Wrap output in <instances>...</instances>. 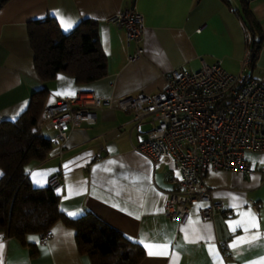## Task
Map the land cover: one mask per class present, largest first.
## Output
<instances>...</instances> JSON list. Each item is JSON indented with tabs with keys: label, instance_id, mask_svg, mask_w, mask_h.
<instances>
[{
	"label": "crops",
	"instance_id": "1",
	"mask_svg": "<svg viewBox=\"0 0 264 264\" xmlns=\"http://www.w3.org/2000/svg\"><path fill=\"white\" fill-rule=\"evenodd\" d=\"M247 4L263 38L251 68L264 85V0ZM131 6L144 20L142 54L133 61L128 57L136 45L107 21ZM45 17L54 18L62 34L84 19L96 21L107 74L83 84L63 73L41 80L27 23ZM250 38L240 0H9L0 5V123L15 121L27 110L32 94L42 90L44 108L77 93L115 98L156 93L165 85V73L196 71L202 63H219L237 75ZM43 108L36 131L50 138L52 131L41 129ZM147 128L143 124L139 132L131 114L100 108L94 123L78 124L60 147L51 146L43 161H30L24 169L34 188L46 187L58 172L61 185L54 193L60 214L76 219L91 213L142 248L139 264H264V152L245 153L253 169L249 174L229 170L206 174L213 197L232 209V216L219 213L202 221L201 203L194 202L187 221L178 223L163 213L172 189L169 179L178 171L166 164L153 166L136 149ZM75 236L76 231L62 221L49 229L43 242L38 233L18 239L0 232V264H92L79 252ZM225 250L229 258L223 256Z\"/></svg>",
	"mask_w": 264,
	"mask_h": 264
},
{
	"label": "built area",
	"instance_id": "2",
	"mask_svg": "<svg viewBox=\"0 0 264 264\" xmlns=\"http://www.w3.org/2000/svg\"><path fill=\"white\" fill-rule=\"evenodd\" d=\"M107 21L123 30L128 43L136 45L129 60L140 57L144 20L136 7ZM252 61L248 48L237 75L219 63H202L196 71L173 69L165 73L164 87L152 94L115 98L77 93L57 99L44 106L41 129L52 131L51 145L60 147L75 126L94 123L95 111L100 108L129 113L139 132L143 124L148 127L136 149L153 166L166 164L178 171L177 177L169 179L172 189L164 202V215L184 223L192 203L199 202L202 221H211L219 213L229 217L234 211L213 197L205 176L219 170L249 174L253 169L245 153L264 152V85L253 76ZM60 185L61 175L52 174L47 186L55 191ZM47 236L48 232L40 234V241ZM223 256L231 254L225 250Z\"/></svg>",
	"mask_w": 264,
	"mask_h": 264
},
{
	"label": "trees",
	"instance_id": "3",
	"mask_svg": "<svg viewBox=\"0 0 264 264\" xmlns=\"http://www.w3.org/2000/svg\"><path fill=\"white\" fill-rule=\"evenodd\" d=\"M7 1L0 0V5ZM240 2L242 18L251 33L249 48L254 61L263 38L259 24L249 14L247 0ZM27 34L34 68L41 80L63 73L83 84L107 74L96 21L84 19L70 33L62 34L55 19L45 17L29 21ZM45 94L46 90L34 92L21 116L0 123V232L22 239L28 233H47L57 221H62L76 231L78 250L87 254L92 264H139L144 253L138 244L91 213L76 219L63 217L54 191L49 186L31 185L25 165L33 160L43 161L52 146L49 138L36 131Z\"/></svg>",
	"mask_w": 264,
	"mask_h": 264
},
{
	"label": "snow or ice",
	"instance_id": "4",
	"mask_svg": "<svg viewBox=\"0 0 264 264\" xmlns=\"http://www.w3.org/2000/svg\"><path fill=\"white\" fill-rule=\"evenodd\" d=\"M62 23H64V22H62ZM69 25H67L66 23H65V27L67 28ZM61 79H63V78H61ZM0 175H3V173L2 172H0ZM33 175H35V174H33ZM36 183L37 184H39L40 183V181H36ZM70 215H75V214H71L70 213ZM253 226H255V225H253ZM247 230V229H246ZM30 239H35L34 237H30ZM145 247L147 248V247H149V245H145ZM0 251H2V245H0ZM154 253L152 252V251H149V255H153Z\"/></svg>",
	"mask_w": 264,
	"mask_h": 264
}]
</instances>
